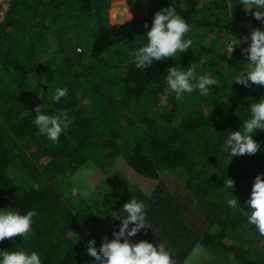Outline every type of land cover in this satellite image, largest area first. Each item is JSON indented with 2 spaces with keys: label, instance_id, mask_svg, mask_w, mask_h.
Returning a JSON list of instances; mask_svg holds the SVG:
<instances>
[{
  "label": "trees",
  "instance_id": "obj_1",
  "mask_svg": "<svg viewBox=\"0 0 264 264\" xmlns=\"http://www.w3.org/2000/svg\"><path fill=\"white\" fill-rule=\"evenodd\" d=\"M112 1L13 0L0 23V208L37 212L31 234L6 238L0 250H36L43 264H90L88 240L99 247L111 239L120 223L112 216L136 198L151 228L132 239L166 242L173 264H186L197 246L209 252L207 264H264V236L246 212L254 178L264 173V131L253 137L261 145L254 155L231 159L221 150L227 131L239 130L250 103L264 96V87L232 85L247 45L231 60L222 49L229 35L244 37L260 22L239 0H127L133 18L113 23ZM169 6L190 25L193 45L139 69L130 60L146 42L144 25ZM247 18L253 27L235 33ZM190 64L220 83L208 96L176 99L166 91L167 68ZM60 87L68 94L58 104L40 98ZM37 106L73 119L58 142L33 125ZM119 156L157 181L151 193L115 168ZM227 178L235 182L229 192ZM235 197L242 208L228 207Z\"/></svg>",
  "mask_w": 264,
  "mask_h": 264
},
{
  "label": "clouds",
  "instance_id": "obj_2",
  "mask_svg": "<svg viewBox=\"0 0 264 264\" xmlns=\"http://www.w3.org/2000/svg\"><path fill=\"white\" fill-rule=\"evenodd\" d=\"M238 5L264 25V0H239ZM123 11L126 12L127 9ZM144 27L148 29L144 34L146 42L135 50L130 60L139 69H148L154 61L185 53L193 45V40L186 35L190 32V25L173 6L155 12L151 25L146 23ZM241 42L247 45L241 49L247 63L239 72L233 74L232 85L237 83L245 88L253 85L264 87V29L253 28L248 36L239 39L229 35L227 46L222 49L228 60L232 59L234 49ZM164 79L166 91L174 94L176 99L194 91H198L201 96H208L213 86L220 83L208 73L197 75L195 67L191 64L188 68L181 66L167 68ZM67 94L68 90L65 87L48 88L43 95L39 93L42 100L48 99L54 104H58ZM247 112V118L243 120L240 129L227 131L221 145V150L230 154L231 159L235 156L254 155L261 148L253 137L258 130L264 131V96L259 101L251 102ZM73 122L67 110H58L50 115L42 111L41 106L35 108V118L32 121L38 133L53 143L59 141L61 134ZM234 187L235 182L232 179H225L224 191L229 192L228 189ZM81 194L87 196L88 191ZM227 205L232 209L242 208L236 197L228 199ZM246 205L247 224L254 226L256 232L264 236V173L255 176ZM36 215L34 209L21 212L15 207L0 208V242L18 235L23 239L30 235L33 218ZM112 218L119 220L120 223L113 226L111 239L104 236L99 247L95 239L88 240L86 244V254L92 258L90 264H173V254L166 242L154 244L148 240L132 239L142 230L151 228L145 202L131 198L123 204L120 214ZM0 264H43V261L40 252L21 248L0 250Z\"/></svg>",
  "mask_w": 264,
  "mask_h": 264
},
{
  "label": "rangeland",
  "instance_id": "obj_3",
  "mask_svg": "<svg viewBox=\"0 0 264 264\" xmlns=\"http://www.w3.org/2000/svg\"><path fill=\"white\" fill-rule=\"evenodd\" d=\"M126 4L128 7V3L127 0H114L112 1L111 7L109 9L110 11V20L113 23H117L123 19H121V17L118 16L119 13H122L126 18V20L131 19V17L133 18V16L131 15V12L127 9V11H120L119 10V5L120 4ZM126 9V8H125ZM119 10V11H118ZM247 16H251L250 13L247 14ZM237 24V25H236ZM233 26H235V33H239V28L240 27H247V28H252L254 22L251 21L250 19H245L239 23H236ZM258 26L262 29H264V25L262 24H258L255 25V27ZM249 33H247L245 36H248ZM115 168L117 170H119L121 173L124 174L125 177H127V179H129L130 181L136 183L137 185H139L145 192L147 193H151L153 191V189L155 188L157 181L156 180H151L148 178H145L143 176H141L140 174H138L134 169H132L131 167H129L124 159L122 157H118L115 161ZM93 170V168L91 169V171ZM92 174V173H91ZM90 174V175H91ZM16 175V173H15ZM106 177V174L103 173V175L101 176L100 180L98 181H102V179ZM35 180V178L33 179ZM95 181V179L93 180V182H98ZM177 188V187H176ZM169 191H175V186H169ZM74 191H76V189H73ZM99 191H101L100 196L103 194V191L99 189ZM108 193H110L111 191L109 189H107ZM178 191V189H177ZM179 192V191H178ZM181 193H184L183 191H181ZM185 194V193H184ZM182 194V195H184ZM101 200V199H100ZM210 259L209 256V252L202 246H197L192 253L189 255V257L186 259L185 263L186 264H207L208 261Z\"/></svg>",
  "mask_w": 264,
  "mask_h": 264
},
{
  "label": "built area",
  "instance_id": "obj_4",
  "mask_svg": "<svg viewBox=\"0 0 264 264\" xmlns=\"http://www.w3.org/2000/svg\"><path fill=\"white\" fill-rule=\"evenodd\" d=\"M13 0H0V23L6 18Z\"/></svg>",
  "mask_w": 264,
  "mask_h": 264
},
{
  "label": "water",
  "instance_id": "obj_5",
  "mask_svg": "<svg viewBox=\"0 0 264 264\" xmlns=\"http://www.w3.org/2000/svg\"><path fill=\"white\" fill-rule=\"evenodd\" d=\"M125 8H128V6L126 4L122 3V4L119 5V10L120 11H123ZM118 16L123 18V20H121L120 22H124L125 21V16L122 13H119Z\"/></svg>",
  "mask_w": 264,
  "mask_h": 264
}]
</instances>
